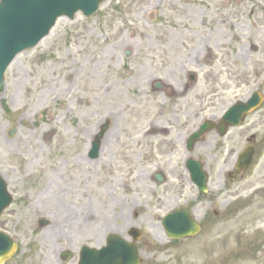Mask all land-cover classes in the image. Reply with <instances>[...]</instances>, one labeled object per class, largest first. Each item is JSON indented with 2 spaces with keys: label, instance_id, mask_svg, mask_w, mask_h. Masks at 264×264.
<instances>
[{
  "label": "rangeland",
  "instance_id": "374dc122",
  "mask_svg": "<svg viewBox=\"0 0 264 264\" xmlns=\"http://www.w3.org/2000/svg\"><path fill=\"white\" fill-rule=\"evenodd\" d=\"M158 81L173 94L153 90ZM257 82L264 93V0H108L91 17L58 19L0 87V174L14 197L7 226L36 243L41 264L65 236L93 246L109 233L130 239L131 228L143 234L142 264H264V105L186 149L201 119L218 123ZM153 124L168 132L145 135ZM251 135L254 161L230 180ZM189 159L209 175L205 194ZM158 171L164 183L153 180ZM185 206L202 231L172 241L163 217Z\"/></svg>",
  "mask_w": 264,
  "mask_h": 264
},
{
  "label": "water",
  "instance_id": "95a60500",
  "mask_svg": "<svg viewBox=\"0 0 264 264\" xmlns=\"http://www.w3.org/2000/svg\"><path fill=\"white\" fill-rule=\"evenodd\" d=\"M103 0H0V85L3 82L4 71L10 61L21 50L34 46L48 34L57 17L67 15L72 18L74 13L82 10L85 15L96 11ZM193 79V77H192ZM255 99L247 103H238L231 107L223 116L219 130L223 134L229 125H239L243 116L255 106ZM106 126L102 128L104 131ZM208 125L202 127L204 132ZM103 131L96 137L91 152L96 157L99 151L100 138ZM196 133L193 139L199 136ZM253 150H248L241 155L240 167H247L251 162ZM201 167V165H200ZM200 191H205V173L197 174ZM10 202L6 192L5 183L0 177V212ZM164 224L172 238L194 235L199 231V226L194 223L186 210H178L167 216ZM187 225V227H186ZM6 247L0 249V259L6 258Z\"/></svg>",
  "mask_w": 264,
  "mask_h": 264
},
{
  "label": "flooded vegetation",
  "instance_id": "af4514ba",
  "mask_svg": "<svg viewBox=\"0 0 264 264\" xmlns=\"http://www.w3.org/2000/svg\"><path fill=\"white\" fill-rule=\"evenodd\" d=\"M20 215L22 216L23 214L21 213ZM26 216H27V214H26ZM39 218L36 219L37 225H38L37 222L39 221ZM0 229L11 234V229L7 226V219L4 217L0 221ZM13 234L15 236V241L18 245V248H17V251L15 252L14 256L10 260L6 261L4 264H41L40 259H39V258H41V256H40L39 252L38 253L33 252L34 250H37V249H34L32 251V246H34V248H35L36 243L34 241L26 240L25 236L21 235L20 231H13ZM106 237H108V236H106ZM63 240L67 241L65 244H67L71 248L72 247L76 248V251L74 252V254L72 253V257L68 260V262H65V260H64V251H67L68 249L70 250L71 248H67V247L63 246L59 252L52 249L46 255V257H43V259H44L43 264H78L79 263L80 250L87 243L82 242L80 244H77V243H75L74 238H71L68 236L67 237L65 236L63 238ZM35 241L37 242V240H35ZM106 242H107V239L105 241L101 242V244H105ZM99 244H96L93 246H97ZM89 245H91V244H89ZM43 252L44 251H42V253ZM31 253L33 255H35L34 257L38 260L33 262V260L29 256L25 257V254H31ZM51 256H54L55 259L52 260Z\"/></svg>",
  "mask_w": 264,
  "mask_h": 264
},
{
  "label": "bare ground",
  "instance_id": "6f19581e",
  "mask_svg": "<svg viewBox=\"0 0 264 264\" xmlns=\"http://www.w3.org/2000/svg\"><path fill=\"white\" fill-rule=\"evenodd\" d=\"M162 131H165V130H163L159 126L153 124L152 127H151V129H150V131H148L145 135L151 134V133H161ZM110 133L113 134L112 130L110 131ZM110 133H108L107 135H111ZM107 135H106V137H107Z\"/></svg>",
  "mask_w": 264,
  "mask_h": 264
}]
</instances>
